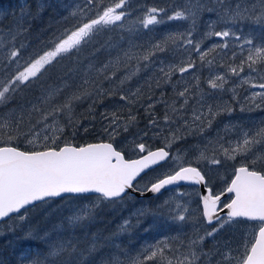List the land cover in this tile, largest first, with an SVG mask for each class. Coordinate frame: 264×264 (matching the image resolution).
I'll use <instances>...</instances> for the list:
<instances>
[{"label":"snow or ice","instance_id":"6c2138e0","mask_svg":"<svg viewBox=\"0 0 264 264\" xmlns=\"http://www.w3.org/2000/svg\"><path fill=\"white\" fill-rule=\"evenodd\" d=\"M95 0H86V5L93 4ZM129 0H113V3L98 11L94 18H86L78 21L73 28L65 29L47 50L37 51L29 55L23 64L20 63L21 52L25 48L21 44L19 48L13 46L7 50L4 59L9 65H15V71L5 78L0 79V107H6L15 98L16 93L22 86H30L38 82L46 72L48 66L58 63L59 59L76 51H80L82 45L88 43L99 31L108 26L123 27V21L129 13L126 11ZM19 7V20L15 32H10L12 41L17 35L26 31L23 28L24 21L35 18L46 7L41 3L37 5L35 14L28 0H21ZM79 11H72L71 16L83 13V9L77 6ZM205 12L215 13L217 22L225 24L250 23L264 30V0H184L183 5L174 6L171 14L165 7H149L138 22H133L128 28L129 32L137 31V23L140 28L153 30L155 26L169 21L190 22L185 32H168L156 42L144 48L143 52H135L134 48L140 46L129 41V48L123 50V55H117L103 67L96 69L103 80H111V75L106 74L109 69L116 68L122 62L128 67V62L136 60L137 64L133 71L129 72L120 84L130 80L141 71L142 62H151L159 53H166L173 49L184 48L189 53L186 60L178 64L168 63L161 60L159 72L162 74L156 80V87L161 82L169 83L172 76L179 73L183 76L196 68V61L191 59V52L199 56L201 67L207 65L210 69L216 62V57L208 59L209 55L219 50L229 48V41H235L241 49L247 47V55L239 64H227L225 74L210 75L206 80L211 90L227 91L226 85L230 83L229 73L233 77L240 78L236 87L247 85L253 89L262 91L251 92L243 98L240 111H253L264 109V40L255 42L252 33L238 34L231 28L215 31L214 23H209V31L204 33V38L218 37L222 43H214L207 49L202 50V40L196 41L193 32L201 15ZM115 45H110L114 47ZM5 47L0 37V48ZM219 54V53H218ZM236 52H232L234 59ZM148 67V63L143 64ZM219 67H225L223 63ZM247 74L241 77V73ZM254 74V75H253ZM194 85L185 83L182 90H176L175 99L172 103L161 100L166 111L163 117L166 126L177 124L175 130L169 127L170 135L164 137V146L153 149L143 142L135 143L133 151L137 158H127L124 151L114 147L112 142H98L87 144H75L71 140L64 139L65 129L69 126L74 128L75 136L74 104L77 101L90 98L95 95L114 94L113 90L104 89L100 83L85 79L75 92L68 96L62 103L53 104L52 101L60 95L62 89L48 90L46 95L39 98V104H20L16 108L0 113V223L17 222L18 225L30 220V213L38 208L46 209L50 201L56 198L63 199L72 195L83 199L90 195L95 196L91 206L84 205L66 217L60 223L53 224L51 229H40L39 226H30L24 233L23 239L36 243V249L31 248L22 257V264H125L120 259L125 255L120 244L115 242L122 233H126L134 227L129 220H125L108 239L110 248L104 251L99 235L85 236L83 247L78 237L67 235L69 228L85 229L94 218V210L104 202L116 203L123 201L129 196V190L143 193L160 194L167 186L177 185L181 181L203 185L204 193L200 195L201 217L208 225L215 224L211 230H205L201 235L195 231L187 241L179 237L171 240H179V246H174L168 237L157 241L143 249L140 256L133 258L129 264H264V121L251 128H243L233 125L237 129L234 146L224 147L220 138L216 141L224 156V161H237L233 165L230 179L226 180L225 187L216 192L209 178L198 167L192 166L191 162L184 163V157L178 154L171 155V149L177 141H182L185 134L181 128L186 129V134H191L194 127L200 133L211 128L214 120L221 113L234 110L228 105L208 106L207 111L198 107L192 108L191 123L184 118L183 113L187 110L193 89L197 90L199 99L197 105H201L203 94L199 92L200 78L194 77ZM177 85L181 81H176ZM151 91V85H149ZM233 98H237L235 88L232 89ZM143 98L140 89L127 95H120V100L127 106L137 104ZM151 101L152 97H147ZM177 100L181 102L177 106ZM239 103L240 101L237 100ZM95 103V101L93 102ZM44 105H51L50 108ZM143 106V105H141ZM154 103H148L145 111L149 113V125L158 127V117L152 113ZM94 111L90 105L89 112ZM102 118L107 121L104 132L110 139H114L119 130L127 132L136 123L137 117L128 108L124 114L122 108L106 111ZM63 121V123L61 122ZM229 130L226 126V131ZM87 131V129H85ZM162 131V130H161ZM147 135V133H145ZM157 136L160 133H156ZM23 140L25 147L21 148L19 142ZM212 141H209L211 144ZM230 145L232 141L228 142ZM169 160L176 161V167L165 171L155 179L149 180L143 188L138 187V178L141 174H147L154 166H161ZM207 160L211 165H221L224 161L213 155L209 157L205 151H201L197 157ZM231 194L228 201L222 197ZM169 205V201H165ZM189 212L187 206L176 203L170 207L171 219L174 222H185ZM221 213H224L221 216ZM143 210L137 212V216L143 215ZM252 222L251 230L244 234L242 242L237 249L226 245L222 251L218 245L205 250L204 241L215 238L226 226L238 221ZM9 231H14L11 223ZM234 252L236 253L234 255Z\"/></svg>","mask_w":264,"mask_h":264},{"label":"trees","instance_id":"16d2710c","mask_svg":"<svg viewBox=\"0 0 264 264\" xmlns=\"http://www.w3.org/2000/svg\"><path fill=\"white\" fill-rule=\"evenodd\" d=\"M234 2V0H233ZM252 2V0H249ZM31 5V9L35 14L37 8L35 0H28ZM113 0H95L93 4H90V11L86 13V18H94L98 11L110 6ZM184 0H129L126 11L129 13L125 20L122 22L123 27L108 26L95 34L92 39L82 45L80 51L72 52L59 59L58 63H54L48 66L43 77L30 86H22L16 93L15 98L6 107H0V113L7 112L9 109L16 108L20 104H39L41 97L46 95L48 90H54L57 88L62 89L60 95L52 101L53 104L62 103L68 96L75 92L80 84L85 79L96 81L100 83L104 89H110L114 91L112 95H101L97 98L93 95L90 98L82 101H77L74 104V116L77 121L75 124V136L72 135L74 128L69 126L65 129L64 139L71 140L75 144H87L98 141L112 142L117 149L124 151L127 158H136L137 153L133 151L134 142H143L146 145L151 146L153 149L164 146V137L170 135L169 127L173 130L178 125L183 124V120L172 124L170 126L165 125L163 120L166 108L164 103H158L157 101H167L172 103L176 98V90H182L185 83L180 85L176 84L178 77L181 75L176 73L172 76L169 83L161 82L160 87H156V80L162 76L159 72V68L162 66L160 61H165V65L170 63L178 64L181 60H186L189 57V53L184 50L183 47L179 49H173L166 53H159L156 57L152 58L151 62H142L141 71L133 76L130 80H126L125 83L120 84V80L123 79L129 72L133 71L136 67V60L128 62V67L124 66L122 62L116 68L109 69L106 74L111 75L112 71H115V76L111 80H103L102 76H99L96 69L103 67L104 64L110 60H114L117 55L122 56L123 50L129 48V41L140 47L134 48L135 52H143L144 48L150 46V44L156 42L164 34L168 32H185L190 22L187 21H169L162 25L155 26L153 30H145L136 25L137 31L129 32L128 28L133 22H138L139 18L144 15V12L149 7H165L168 9L169 14L174 6L183 5ZM56 8L58 11L56 12ZM61 8L55 6L53 8H44V10L35 18L29 17L26 19V23L23 24V28L26 31L17 35L15 41H12L10 32L14 33L17 22L11 20L10 15L7 17L5 24L2 26V30L8 34L7 43L10 48L15 46L20 47L21 44L25 45L21 54L31 55L37 51L47 50L52 46V42L55 41L65 29H71L80 20L75 19L69 15L62 17ZM218 17L215 13L205 12L201 15L197 22L196 28L193 32V39L196 41L202 40L201 48L207 51L214 43H221L218 37L204 38V33L209 31L208 24L214 23V30L220 31L231 28L233 31H240L244 35L252 33L255 37V42L259 43L264 40V30L257 28L250 23L244 24H225L217 22ZM110 45H115L110 47ZM247 47L241 49L237 46L235 41H229V48L224 50H217L209 55L208 59L216 57V62L210 69L207 65L201 67L199 56L195 52H191V59L196 61V68L189 73H193L200 78V89L203 92L210 90L207 86L206 80L210 75L225 74L227 71V64H239L240 61L247 55ZM236 52V56L232 58V52ZM219 53V54H218ZM148 63V67H144L143 64ZM223 63L225 67H219ZM217 70V71H215ZM15 69L8 68L4 74L0 72V79L10 75ZM247 69H245V72ZM186 74V73H185ZM230 75V73L228 74ZM254 75V74H253ZM143 80V81H142ZM142 81V82H141ZM195 79L191 83L194 85ZM149 85H151V91H149ZM135 87V88H133ZM140 89L143 93V98L137 104L127 106L124 101L120 100V95H127L130 92H135ZM197 90L193 89L192 97L189 100L187 110L183 113L184 118L192 111L194 107V99ZM151 95L152 99L149 101L147 97ZM95 101V103H93ZM177 106L181 102L177 100ZM148 103H154L152 113L158 117V127H151L149 125V113L145 111ZM90 105H93L94 111L89 112ZM143 105V106H141ZM46 108H50L51 105H44ZM131 108L133 114L136 115V123L129 128L127 132L122 129L114 139H110L107 133L104 132V127L107 121L102 118V114L106 111L110 112L117 108H122L124 114H127L128 108ZM238 111V107H234ZM264 109H261L258 113H263ZM63 123V121H61ZM191 123V121H189ZM161 130L159 136L149 131L150 128H159ZM87 129V131H85ZM141 131V135L135 139H126L123 141L124 135L129 133H136ZM181 132L185 134V138L182 141H177L171 149V155L180 151V148H186L195 143L197 139L196 128L191 129V134H186V129L181 128ZM147 133V135H145ZM20 147L24 148L25 144L23 140L19 142ZM218 158V157H217ZM191 162L192 165L200 167L198 163L192 161L184 162L187 165ZM231 167L228 169L226 175H224V168L219 167L213 172L218 181L221 183L219 187H213L214 191L219 192L225 187V181L230 179L233 165L232 161H227ZM170 160L167 163H163L161 166L156 167L144 174L138 180V187L143 188L149 180L155 179L157 176L162 175L165 171L170 170ZM238 165V164H237ZM178 189H185V187H178ZM173 190L164 191L161 194L148 197L137 198L129 195L123 201L116 203L104 202L100 204L98 208L94 210V218L88 224V226L81 230L79 228H69L67 235L70 237H78L81 240V246L85 236L99 235L101 237V244L104 246V251L110 248L109 238L113 237V234L117 232L118 227L125 221L129 220L134 226L130 228L126 233H122L118 238H115V242L120 244L125 255L120 259L129 264V261L133 258L140 256L143 249L149 245L155 244L159 240H163L165 237L177 236L184 240V236L190 230L199 231L202 235L205 230H211V226H207L203 218L201 217V204L198 190H193L195 196V202L193 208L195 210L194 215L198 217V228L187 226V222L190 220V216L187 213L188 219L185 222H174L171 219L170 207L175 205L173 198L170 196ZM84 200H95L94 195H90ZM76 196L68 195L63 199L56 198L54 201H50L49 206L46 209L38 208L31 212L30 220L24 224L18 225L17 222H2L0 223V264H22V257L27 253L29 248L33 251L36 249V243L31 240L23 239L24 233L28 231L30 226H39L40 229H51L53 224L60 223L66 217H68L66 207L69 204L83 200ZM229 198L225 199L227 201ZM165 201H169V205H165ZM184 205V204H183ZM143 210V215L137 216V212ZM11 223L14 231H9L8 224ZM238 224H251L252 222L238 221ZM227 227V226H226ZM222 235V232L218 236ZM216 238V239H215ZM208 238L204 241V249L208 250L218 244V238ZM171 243L174 246H179V240H172ZM147 264H154V262H147Z\"/></svg>","mask_w":264,"mask_h":264},{"label":"rangeland","instance_id":"374dc122","mask_svg":"<svg viewBox=\"0 0 264 264\" xmlns=\"http://www.w3.org/2000/svg\"><path fill=\"white\" fill-rule=\"evenodd\" d=\"M21 0H7L5 4H1L0 6V37L3 38L5 47L0 48V72L1 74H4V72L8 68L15 69V65H9L7 61L4 59V56L7 53V50L10 48V45L7 43L8 41V34H6L2 30V26L5 24H10L9 22H6L7 17L10 15L11 20H14L17 22L19 20V3ZM45 4V8H53L55 9V6H59L61 8V16L62 17H67L70 15L72 11H79L77 9V6L79 5L80 9H83V13L73 16L75 19L82 20L86 17V13H88L90 9V5H86V0H35L36 6L38 4ZM58 11V8H56V12ZM26 23V20L24 21L23 24ZM222 43V41H221ZM29 56L26 54H21L20 63L23 64L24 61L28 58ZM170 63H172L170 61ZM217 71V70H215ZM247 74V71L244 73H241V77L245 76ZM195 75L193 73H186L183 76L178 77V80L181 81V83H191L194 80ZM230 77V83L229 85H226V88L228 89L227 91L223 90H205L204 92L202 90H199L204 96L203 101L201 102V105H197V100L199 99V96L196 94L195 99H194V106L200 108L202 111H207L208 106H213L214 108L217 105H228L231 106L233 109L234 107H238V111L235 109L231 112V114L228 113H221L219 116L216 117L214 120L212 127L206 129L203 133H200L197 129V139L195 143L191 146H188L186 148H180L179 154L184 157V162L186 161H192L197 163V157H199L201 151L206 150V154L211 157L213 155L217 156L219 159L224 161V156L222 152L219 149V144L216 143V141L220 138V143L224 145V147H230L234 146V142L236 140V132L237 129L232 128L233 125H236L239 127H243L245 129L254 127L256 125H259L261 121H264V112L263 113H258L261 109L253 110V111H244L241 112L240 108L242 104L244 103L243 98L246 95H250L251 92L254 91H262L261 89H253L245 85L244 87H236L237 84L240 82V78L238 77H233L231 74L229 75ZM143 81V80H142ZM141 81V82H142ZM135 88V87H133ZM235 88V92L237 94V98H233V91L232 89ZM237 100L240 102L238 103ZM162 111L165 110V106L161 107ZM192 117V111H190L187 116H185V119L188 121H191ZM226 126L229 130L226 131ZM161 130V127L159 128H150L149 131L152 133L156 134ZM141 135V131H138L136 133H129L125 134L123 141L128 139H135ZM209 141H212L211 144H209ZM232 141L233 144L230 145L228 142ZM178 152H175L172 156H176ZM240 159H243V157H238L237 161H232L233 163L239 162ZM170 168L176 167V161L170 160ZM200 167L203 169L205 172L206 176L209 178L210 183L212 184L213 187H219L221 183L218 181L216 176L213 175V172L219 167L218 165H211L208 163L207 160H200L199 163ZM221 167L224 168V175H226L228 169L231 167V165L227 162L224 161L221 165ZM195 189L196 187H189L185 186V189H178L174 188L171 189L173 190L170 194V196L174 200V205L176 203L184 204L185 206L188 207L189 209V216L190 220L187 222V226L189 227H194L195 229L198 228V225L196 224L198 222V217L194 215V208L192 207L194 202H195V196L193 193H196ZM199 194V193H198ZM95 200H80L77 202H74L72 204H69L66 207L67 214L68 216H71L73 212L78 210L80 207L84 205L91 206L92 202ZM175 207V206H174ZM212 225L211 227H214ZM251 230V224L245 223V224H238L234 223L232 225H228L225 227L223 230H221L222 235L218 236V246L220 249L223 251L225 249V246L228 245L232 249H237L238 245L242 242V239L244 237V234L246 232H249ZM195 231L190 230L188 233L185 234L184 236V241L186 242L188 237L191 236ZM172 237H177V236H171L170 242L172 241ZM216 239V238H215ZM177 242V240H174ZM236 253L234 252V255ZM213 264H215V258L213 260Z\"/></svg>","mask_w":264,"mask_h":264},{"label":"water","instance_id":"95a60500","mask_svg":"<svg viewBox=\"0 0 264 264\" xmlns=\"http://www.w3.org/2000/svg\"><path fill=\"white\" fill-rule=\"evenodd\" d=\"M100 142H106V141H100ZM95 143H98V142H95ZM137 158V157H136ZM134 159V158H133ZM155 167H157V166H154V168ZM149 170H147V172H148ZM144 174H141V176H143ZM140 178V177H139ZM138 178V179H139ZM182 185H195V186H197L198 187V189H199V194L201 195V194H203L204 193V191H205V189H204V186L203 185H198V184H194V183H192V182H188V181H181V182H179L177 185H171V186H167L165 189H163L162 191H161V193L162 192H164V191H166V190H169V189H171V188H174V187H177V186H182ZM129 194L130 195H134V196H136V197H138V198H144V197H151V196H156V195H158V194H153V193H150V192H147V193H143V194H141L140 192H137V191H134V190H129ZM231 194H226L224 197H222V200L224 199V198H226V197H228V196H230ZM224 215V213H221V216H223ZM206 222V221H205ZM207 224V223H206ZM208 225V224H207ZM209 226H211V225H209Z\"/></svg>","mask_w":264,"mask_h":264},{"label":"flooded vegetation","instance_id":"af4514ba","mask_svg":"<svg viewBox=\"0 0 264 264\" xmlns=\"http://www.w3.org/2000/svg\"><path fill=\"white\" fill-rule=\"evenodd\" d=\"M7 2V0H0V6L1 4H5Z\"/></svg>","mask_w":264,"mask_h":264},{"label":"bare ground","instance_id":"6f19581e","mask_svg":"<svg viewBox=\"0 0 264 264\" xmlns=\"http://www.w3.org/2000/svg\"><path fill=\"white\" fill-rule=\"evenodd\" d=\"M132 196H134V195H132ZM136 197V196H135Z\"/></svg>","mask_w":264,"mask_h":264}]
</instances>
